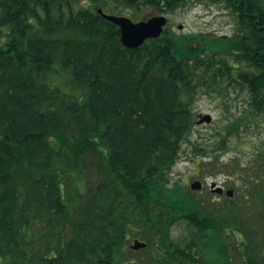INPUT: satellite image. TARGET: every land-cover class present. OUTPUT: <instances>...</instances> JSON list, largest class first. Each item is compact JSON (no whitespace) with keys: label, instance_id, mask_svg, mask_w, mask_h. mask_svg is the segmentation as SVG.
I'll use <instances>...</instances> for the list:
<instances>
[{"label":"trees","instance_id":"1","mask_svg":"<svg viewBox=\"0 0 264 264\" xmlns=\"http://www.w3.org/2000/svg\"><path fill=\"white\" fill-rule=\"evenodd\" d=\"M197 1L0 0V264H123L140 251L131 264H264V148L246 163L220 159L264 120L263 33L241 51L240 40L167 26L127 47L99 11L166 14ZM260 2L249 7L264 19ZM244 60L256 67L250 83L232 84ZM61 70L80 94L53 82ZM231 90L247 94L243 112L215 141L193 139L198 96ZM183 151L201 177L233 166L229 221L222 204L170 183ZM180 221L188 232L177 238ZM132 237L147 245L132 249Z\"/></svg>","mask_w":264,"mask_h":264},{"label":"rangeland","instance_id":"2","mask_svg":"<svg viewBox=\"0 0 264 264\" xmlns=\"http://www.w3.org/2000/svg\"><path fill=\"white\" fill-rule=\"evenodd\" d=\"M225 11L221 9L218 4L212 2L200 3L195 5H186L178 7L176 10L166 13L168 19L171 21L172 26L177 31L181 32H206L213 33L215 35L222 36L223 33L229 32L233 28V24L229 23L231 17ZM124 15L131 16L133 19L139 20L141 18H146L155 14H158L153 8L145 7L140 10L132 8H124ZM226 38V37H225ZM70 74L66 70H61L54 74L53 82L60 85L63 91L71 92L74 90L76 94H80L81 90L74 88L70 82ZM246 93H238L236 90L229 91V95L221 96L216 93H201L196 101L195 106V116L196 121L199 119L200 114L210 113L213 116V121L211 123H201L193 128V139L197 138L200 142L215 141L212 137L215 130L222 128L228 121L232 120L234 116L240 115L244 108H246V103L243 101V97ZM228 108V110L226 109ZM241 139L234 138L229 142V148L221 156V160H228L232 157L237 158L243 163L248 162L255 151L264 148V120H261L257 125L252 123L249 127L241 130ZM238 141L239 144L234 143ZM240 141L243 142L242 146ZM216 153V152H215ZM196 159L199 160L200 156L196 154ZM233 166H227L226 168L213 173H205L203 177L198 175L196 169V162H193L187 157L186 152H182L180 158L172 168L169 179L170 183H179L183 185L187 190H191L195 193L197 197L209 198L211 202H216V205H223L221 213L223 217L228 221L230 220L229 213V201L228 196L224 194H219L211 189V182L216 181L219 185H223L225 189L234 188L236 189V182L233 181L232 175H229L232 171ZM76 173L73 172L72 176ZM195 179H200L203 182V188L200 190L192 189L190 183ZM236 192V190H235ZM239 212V216L242 217L247 215V213ZM250 214V212H249ZM238 218L240 219V217ZM250 216V215H249ZM187 227L184 222H177L173 229L172 234L174 237L181 238L187 235ZM134 237L131 238L130 245L133 243ZM240 239L231 232V236L226 237L228 243L233 244L232 254L234 260L237 262H242L241 252L239 247L241 243L237 242ZM154 249L157 248V244H153ZM162 253V250H159ZM143 251L137 254H129V259L124 260L123 264L138 261L142 255ZM212 256L216 257V251L211 252Z\"/></svg>","mask_w":264,"mask_h":264},{"label":"flooded vegetation","instance_id":"3","mask_svg":"<svg viewBox=\"0 0 264 264\" xmlns=\"http://www.w3.org/2000/svg\"><path fill=\"white\" fill-rule=\"evenodd\" d=\"M261 0H252L253 7L256 11L260 10ZM218 4L222 10H224L228 16L231 17L229 23H234L233 28L227 32L223 33L222 36L227 39H237L241 42L238 44V48L243 51L245 48L250 51L254 48H260V45H254L253 47L249 44L254 33L264 35V19L258 17H253L251 8L249 7L251 0H199L196 4L209 3ZM257 13V12H256ZM140 20V19H139ZM168 24H172L169 20ZM213 34V33H211ZM247 41V42H246ZM252 48V49H251ZM234 72L237 74L238 83L232 82V84H238L243 86H248L250 82L248 80L251 78L250 74L256 69L253 64L248 61H233ZM242 73V74H241ZM224 187V186H223ZM224 187V191H226ZM223 192L222 194H224Z\"/></svg>","mask_w":264,"mask_h":264},{"label":"water","instance_id":"4","mask_svg":"<svg viewBox=\"0 0 264 264\" xmlns=\"http://www.w3.org/2000/svg\"><path fill=\"white\" fill-rule=\"evenodd\" d=\"M99 11L104 17L119 25L121 31V40L127 47H138L142 45L146 39L160 36L168 22V17L163 14L153 15L140 21H134L132 18L126 15L106 13L101 8ZM212 120L213 116L210 113L200 114L198 123H211ZM202 185V181L198 179L191 183V187L194 189H200ZM215 185L216 182H213L212 186ZM215 190L219 193H222L224 189L222 186L218 185ZM227 194L232 196L234 194V189H228ZM145 246L146 242L138 238H136L132 243V248L134 249H140Z\"/></svg>","mask_w":264,"mask_h":264}]
</instances>
